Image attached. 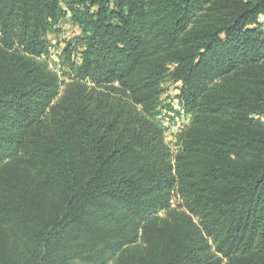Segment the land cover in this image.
Segmentation results:
<instances>
[{
  "label": "trees",
  "instance_id": "16d2710c",
  "mask_svg": "<svg viewBox=\"0 0 264 264\" xmlns=\"http://www.w3.org/2000/svg\"><path fill=\"white\" fill-rule=\"evenodd\" d=\"M261 15L264 0H0V264H109L140 231L120 264H264ZM67 20L80 34L51 48ZM168 82L191 117L176 152Z\"/></svg>",
  "mask_w": 264,
  "mask_h": 264
},
{
  "label": "rangeland",
  "instance_id": "374dc122",
  "mask_svg": "<svg viewBox=\"0 0 264 264\" xmlns=\"http://www.w3.org/2000/svg\"><path fill=\"white\" fill-rule=\"evenodd\" d=\"M260 23L262 24V26L264 27V15H261L260 17ZM59 32L57 33H53L48 35L47 39L49 41V45L51 48H54L55 45H58L59 50H62L65 45L72 41L76 36H78L80 34V29L75 26L70 20L64 21L59 25ZM53 57L51 56V59ZM165 93L169 92V91H173L175 93V91H178V85L177 84H173L171 82H168L165 86ZM64 89V86L61 88V91ZM167 122V121H165ZM165 139L166 142L170 145V147L172 148L173 151H176V144H174V142L172 141L173 137L167 136L165 135ZM181 200L180 197L178 195H175L173 197V199L171 200V207L173 208H177L179 210H184L183 208L180 207L181 205ZM159 216H161L162 218H166V213L165 211H161L159 213ZM128 247V248H127ZM125 250L124 252L120 251L119 253L115 254L109 261V264H120L121 263V259L124 258L125 254L127 253H131L133 254V252L137 251V252H144V248H145V244L142 240V232H139V237L137 239L136 242H134L133 244H131V246L127 245L125 246Z\"/></svg>",
  "mask_w": 264,
  "mask_h": 264
},
{
  "label": "built area",
  "instance_id": "2783aa9c",
  "mask_svg": "<svg viewBox=\"0 0 264 264\" xmlns=\"http://www.w3.org/2000/svg\"><path fill=\"white\" fill-rule=\"evenodd\" d=\"M167 97L170 98L167 99ZM162 100L163 102H166L164 100H167L171 107V109L167 108L164 111V114L166 116L165 121H167H164L163 123L166 129L165 133L167 136L173 137L172 141L174 142V144H176L178 134L182 132V130L190 123L191 117L186 113L182 105H180L179 100L177 98H174L173 91H169L163 94ZM176 111H178L179 114H177Z\"/></svg>",
  "mask_w": 264,
  "mask_h": 264
}]
</instances>
